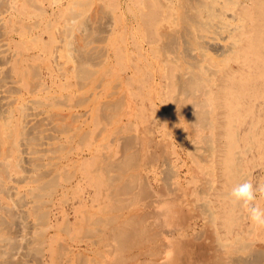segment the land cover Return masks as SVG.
<instances>
[{
  "label": "bare ground",
  "instance_id": "bare-ground-1",
  "mask_svg": "<svg viewBox=\"0 0 264 264\" xmlns=\"http://www.w3.org/2000/svg\"><path fill=\"white\" fill-rule=\"evenodd\" d=\"M84 2L85 0H0V264H51V246L54 242L52 230L55 229L54 226H56L58 222L55 223L56 218L53 217L54 207L58 204H55L53 201L54 196L52 197V195L54 191L57 190V187H61L58 202H60V204L64 203L63 197L66 195V192L69 191V188L67 183L64 185L63 182H70V177H72L67 170H72V172L73 170H80V176L74 182L76 187L75 191L92 192V196L89 195L91 196V203L86 205L87 207L83 209V217L81 215L82 219L87 222V227L84 224L86 228L90 229V225L95 226V223L100 222L101 214L108 209L112 203L113 195H115V193H112L115 192L112 186H116V182H114L116 175H118L116 170L121 169L122 171L123 168L119 166L120 164H118V166L116 165L115 159H112L111 162L109 161L111 165L108 168L95 166L97 162L100 163V161H98L99 158L105 155L101 153V150H103L101 147L102 138L99 144L87 147L86 149L78 148L70 152V147L66 150L75 143L74 141L77 137L85 140L86 138L84 136H86V133L88 131L92 132V128L98 127L101 124L99 114H101L100 111L102 110L100 109L104 107V101L108 100V98L106 100L102 99L101 96L103 91V78L101 79L98 77L101 80H96L91 86L89 83L86 84L88 86H83V83L82 86L84 88L86 87L85 89L79 84L81 81H79L80 76H84L83 78L88 76L80 75L82 73H79V70L80 72L83 70V74L87 71L85 68L84 71L82 67H86L83 65L85 63V55H87L86 58L89 57L86 51H84L89 43L86 38V35H88L86 33L89 29L86 25L88 21L86 23L84 19L85 16L88 17V14L84 15L83 12H86V10L83 9L87 8L86 5H90L93 0L90 3ZM146 2L149 8V14H152L151 19L146 21L159 30V33L156 31V34L149 37L150 39L148 41V44L151 47L157 48L159 53L154 58L153 64L155 66L151 72L152 79L149 84L152 89V94L149 98V103L157 109L163 107L169 109L165 118V125L167 128L170 127L171 122L176 121H182V123L187 121L188 123L190 122L189 124H191V122L192 124L197 123V125L199 124L200 126L201 122L199 123V121L203 120L201 126L204 125L205 122L207 124L209 121H204L207 118L206 111L209 112V108L213 107L214 121L217 124L212 126L211 132L216 133L217 129H222L225 131L226 138L228 139L226 150L224 148L219 149V154L223 155L218 160L222 167L221 169L224 170L226 190H222L218 195L215 194V196L227 199L230 208L235 206L239 207V205H234L232 203V198L229 195L232 187L241 183L243 179L241 178L239 172L240 168L238 167L239 165L235 163V156L233 154L237 136V128L235 129V126H244L245 132L251 136V139L255 143L253 153H258V156L262 159L264 158V0H147ZM97 6L98 5H96V7ZM80 9H82V11ZM88 10H90V8ZM87 13H89V11ZM74 20H81L80 23L78 22L79 27L77 30L71 27V24L75 22ZM109 23L105 24V28L108 32H111L112 29L110 28L112 27ZM74 29L76 30L75 37H73ZM55 38H58V42H56ZM83 52L85 54L84 56H82ZM95 57L92 55V58ZM88 59L91 58L89 57ZM142 60L143 59L140 57L131 68L132 76L135 78L134 80H138ZM86 62H88L87 59ZM100 63L101 62H99L98 65ZM87 64H89V62ZM37 65H43L45 67V72H42L39 74V77L36 78L38 68L36 69L35 66L37 67ZM91 65L96 67L97 62ZM88 66L91 67L90 65ZM99 68H101V66ZM34 72L36 73L34 74ZM93 72L95 73V71ZM93 72H91V74H93ZM86 78L82 79V81L87 80ZM92 80L94 79L92 78ZM78 94H83L84 97L80 98V100L79 98L75 99V96ZM110 97L109 95V98ZM118 98L113 99L117 100ZM120 98L122 99V97ZM110 101L111 100H109V102ZM122 104L120 103L119 107ZM111 107L109 108L111 109ZM182 110H187L188 112ZM111 111L113 112V108ZM193 113L196 114L195 120H193V116L195 115ZM195 121L197 122L195 123ZM130 122L131 121H129V124H131ZM233 123H235L234 126H232ZM110 124L111 122L109 121V126ZM121 124L123 123H120V125ZM192 124L190 126H192ZM101 125H103V122ZM199 126L197 127L198 129ZM117 128L116 125H114L111 133L116 134L118 131ZM201 128H203V126ZM105 129L102 131H106ZM120 129L121 128H119V131ZM128 130L131 132L130 128ZM182 130L183 132L186 131H184V129ZM127 131L125 132L124 130L123 133H127ZM192 131H195V129ZM192 131L190 129V132ZM118 134L115 138H118ZM166 134L169 135L168 133ZM190 134H194V132ZM96 135L99 134L96 133ZM151 135H153L152 131ZM204 136L201 137L203 138ZM95 137L96 136H94V138ZM126 137L125 139H127ZM153 137L154 135L152 138ZM96 138H98V136ZM109 138L110 137L107 138L108 141L110 140ZM115 138L113 141L110 140V142L112 141L111 145L116 142ZM192 138L193 137H191V139ZM208 139L205 140L209 141L211 145V137ZM98 140L99 139L96 141ZM87 141L89 140L87 139ZM83 142L81 141V143ZM156 142H154V144ZM169 142L170 141H168V145ZM201 143L203 145V142ZM192 145L193 144H191V146ZM194 146L191 148L189 147V149H193ZM206 149L207 148L203 151L205 152ZM163 152H165V150ZM209 153L210 152L207 154L210 157L212 154L210 153V155ZM110 154L111 157H115V147ZM108 157L111 159L109 155ZM105 158H107V156ZM166 160L170 159L166 158ZM201 162L203 161L201 160ZM155 166L157 165H154V167ZM118 167L120 168L118 169ZM261 170L264 173V166ZM164 171H166V168ZM199 172L195 171L192 175L198 178ZM123 174L120 176L127 179L126 177L128 176ZM205 174L207 173L205 172ZM134 179L132 178V180ZM110 181L112 184L113 182L115 183L112 186L110 185L112 187H110L112 189L110 190L111 192L102 193V191L106 189L103 187L104 183ZM208 182L210 183V181ZM208 182L206 181V183ZM132 184L134 183L130 185ZM200 186L203 187L202 185ZM122 188H120V191ZM188 189L191 190L190 188ZM201 189H204V187ZM116 190H118V188H116ZM123 190L125 191V189ZM193 191H195V189H193ZM132 192L134 191L132 190ZM74 193L76 194V192ZM168 195L174 196V192L171 190ZM78 198L79 201L76 214L79 219V209L83 208L82 206L84 205L85 199L82 193ZM183 198H185V196H183ZM69 199L70 198L66 200ZM72 200L73 198H71V201ZM114 201L117 202L116 200ZM179 201L176 197L166 199L156 198L153 200V203H151V206H154V212L156 211V213L164 215V217L171 222H177L180 219L184 220L186 217L183 211L184 208L181 206L182 203ZM190 201H192V199ZM256 202L262 208L264 196L260 199L258 197ZM191 204H189V206ZM132 207L134 208V206ZM111 208L114 207L111 206ZM64 210H61L62 213ZM199 211L203 214L205 213L202 210ZM211 211L213 212V210ZM194 213H196V211ZM202 213L199 212V214ZM64 214L67 215L66 213ZM113 214H115V212ZM187 214L190 215L189 213ZM214 215L212 213V216ZM212 216H208V218L210 217L209 219H211ZM84 221L83 223H85ZM207 222H205V225L209 227V224H206ZM67 223L70 224L69 222ZM59 226L60 225H58V227ZM84 226L82 225L83 229ZM242 226V223L234 218L233 226L225 227L222 237L228 239L230 235H238L239 232H241L239 229H241ZM66 227L68 226L65 225L60 229L63 231V228ZM252 227L253 225L250 228ZM178 230L180 231V229ZM66 231L69 232V230ZM72 231L74 232V230ZM60 233L62 232L60 231ZM247 235L248 234H246V236ZM258 235L256 240L261 241V245L264 246V228L261 229V233ZM181 236L182 235L168 236L164 240L162 249L159 253V261L161 264H252L253 259H256L254 256L259 255L261 249L264 252L263 246L259 249V253L256 251L254 253L253 248L248 246L249 243L245 245L246 247H242L241 242V244H238L239 248L241 245V248H236L238 251L232 249L221 251V249L223 250L227 246L225 247L224 243L219 242L220 235H218L219 238L217 237L219 239L217 240L219 247H216V249H212L211 247V250L199 252L194 250L195 248L193 249V247H186L189 241L186 240L184 242L182 239L184 237ZM239 240L241 241L242 238H239ZM102 242L104 243V240ZM251 242L254 243L255 241L251 240ZM97 243L99 244L100 242H96V244ZM86 244L89 249L95 246L94 243L88 241ZM65 246L67 247V244ZM98 246L101 245H97V247ZM57 247L60 246L57 244ZM103 250H105V247H103ZM240 250H242V253H239ZM100 252L98 254H100ZM119 253L120 252L117 254L118 256L120 255ZM58 257L61 258L60 256ZM75 257L72 260L70 259L71 262L80 263L81 260L79 259H81V257ZM120 257L122 259V256ZM120 257L119 260L122 263ZM68 259L69 258H67V260ZM84 259L86 261V258ZM84 259H82L83 262H85ZM123 259L125 260V258ZM63 260L61 258V261ZM68 262L69 261H67V263ZM86 263H88V260ZM258 264H260L259 260Z\"/></svg>",
  "mask_w": 264,
  "mask_h": 264
},
{
  "label": "rangeland",
  "instance_id": "rangeland-1",
  "mask_svg": "<svg viewBox=\"0 0 264 264\" xmlns=\"http://www.w3.org/2000/svg\"><path fill=\"white\" fill-rule=\"evenodd\" d=\"M91 1L85 0V2H87V3L88 2L90 3ZM102 1L101 0H93V2H91L90 5H86L87 8L83 9V10H86V12H83L84 15L88 14V17L85 16L84 19L86 20L85 21L86 23L88 21V23L86 25H87V27H89V29L87 30L88 32L86 34H88V35H86V38H87V41H89V43H90V44L88 43V47H85L84 51H86V54H88L92 60L88 59L89 57L86 58L87 55H85L83 52L82 56L85 55V57H84L85 63L83 65L86 66L87 68L86 67H82V68L83 69L85 68L87 71H85V69H84L85 72L83 74V70L81 69L82 72H80V70H79V73H82L80 75H88V76H86L87 78L85 77L88 81L87 80L82 81V79H85V78H83L84 76L83 77L80 76L79 81L80 80L81 81L79 82V84L81 85V87L85 86L88 83L91 86V85H93V83L96 80H101L103 78V80H104V81L102 80L103 91H102L101 96H102V99H104V100H106L108 98V100H106V101L103 100L104 101V103H103L104 107H102L103 109L102 108L100 109L102 111H100L101 114H99V116H100L99 119H101V124L103 122V125L100 124L98 127L92 128L93 129L92 132L88 131L86 133V136H84L86 138L85 140L83 138L77 137L78 139L76 138V140L74 141L75 143H73L72 146H69V147L67 146L68 148L66 147L67 148L66 150H68L70 147H71L70 152H73V151L77 150L78 148H85L86 149L87 147L97 145V144H99V142L102 141L101 147L103 150H101V153L105 154V155H103L104 157L101 156L99 158L98 161H100V163L97 162L96 163L97 165L95 164V166H97V167L101 166L103 168H105V167L108 168L111 165V164H109V161L111 162L112 159L113 160L115 159L116 165L118 166V164H120L119 166L121 168H123L122 169L123 172L121 171V169L116 170V172H118L117 174L119 175L118 176L115 173L116 177H115L114 182H116V186H114L113 184H115V183L113 182V184H112L111 181L108 183L107 182L104 183L103 187L106 189H104L102 191V193L103 192L104 193H106V192L110 193L111 192L110 190L113 189V190H115V192H112V193H115V195H113L114 197L112 198V203L110 204L108 209H106L105 212H103L101 214L100 222L95 223V226L90 225V229H93L94 227H96L93 229L94 230L93 231V230H90L89 228H86L88 226L87 222L82 219L83 209H85V207H87L86 205H89L91 203L90 198L92 196V192L87 191V193H86V192H82V191L78 192L77 190L75 191L76 187H75L74 182L80 176V173H79L80 170H78V171L73 170L74 173L72 172V170H69L70 172L67 170V172L70 173L69 175L72 177H70L71 178L70 182H66V181L63 182L64 185L67 183V186L69 188V191H67L66 195L63 197L64 203L60 204V202H58V198L60 197L59 194L61 193V189H60L61 187H57L56 188L57 190L55 189L56 191H54V193L52 195V197L54 196V198H55V200L53 198V201L55 202L56 205L58 204L57 206L54 207V210H53L54 211L53 217L56 218V220L54 219L55 223L57 221L58 222L56 223L57 225L55 224L56 226H54L55 229L52 230L54 242L52 243V246H51V248H52L51 249V256H52L51 257V264H57V262H58V264H76L77 262L76 263L71 262V260L75 256H77L75 258H78V256L81 257V259H79V260H81V262L77 263V264H85L87 260H88V263H86V264H114L115 262H116L115 264H123V262H124V264H161L159 261V253L162 249V244L168 236H173V235H182L181 237H184V238H182L184 242L186 240L189 241L186 244V247H193V249L195 248L194 250H197L199 252H204L205 250L206 251L211 250V247H212V249H216V247H219L217 240L220 239L221 241L219 240V242L224 243L225 247L227 246L223 250L221 249V251H225L227 249H230V250L232 249V250L238 251V249H236V248H239L238 244L242 243L241 244L242 247L243 246L246 247L245 245H247L249 243L248 246H251V248H253L254 253H255V251L257 253H259V251H260L259 249H261L263 245H261V243H260L261 241L256 240V238H257V236H259L258 234L261 233L262 228H256L254 226L252 227L253 229L250 228L252 226V224L249 222L248 217H247V213L245 215V212L241 206H239V207L235 206L233 208H230L227 199H225L223 197H216L215 196V194L218 195L219 192H221L222 190L223 191L226 190V184H225L226 179L224 177L225 176L224 170L221 169L222 167L219 164L218 160L223 155V154H219V149L224 148L226 150V148L228 146V139L226 138L227 136L225 134V131H223L222 129H217L216 133L211 132L212 126L217 124L214 121L213 107L209 108V112L206 111L207 118L204 121L207 120V122L209 121V123L206 124V122H205V124H204L205 126L202 125L203 128H201L202 127L201 123L203 124V122H202L203 120L199 121V123L201 122L200 123L201 127L199 126V124L197 125V123H196L197 121H195L196 124H194V123L192 124V122H191L192 126H190L191 125V124H189L190 122L188 123L187 121H185L184 123H182V121H176V122H171L170 127L167 128L165 125L166 124L165 118H166V115H167L169 109H166L165 107H163L161 109H157L154 106H151L149 103V98L152 94V89H151L150 84H149L151 79H152L151 72L153 71V67L155 66L153 64L154 58L159 53H158L157 48L151 47L148 44L149 43L148 41L150 39L149 37L154 36L156 34V31L159 33V30H157L155 26L150 25L149 22L146 21V20H150L151 16H152V14H149V8H148L147 2H146L147 0H142V1L141 0H102ZM92 3H94V4H92ZM96 5H98L99 7L98 6L96 7ZM156 5H157V3H156ZM89 8H90V10H88ZM80 10L82 11V9H80ZM88 11H89V13H87ZM73 17H74V14H73ZM87 18H88V20H87ZM74 21H73L74 23L72 22L73 24H71V27H73L77 30L79 27L78 24L80 23L81 20L80 21L74 20ZM146 22H148V23H146ZM106 23L111 24V27H112V28H110V29H112L111 32H108L107 29L105 28ZM75 24H77L78 26ZM75 29L73 31V33H74L73 37L76 36V34H75L76 30ZM55 40H56V42H58V38H55ZM92 55H94V57L96 56L97 58L96 57L92 58ZM160 55H161V52H160ZM138 57L139 58L141 57V59H143L141 61L142 66H141V69L139 71L138 80H134L135 78L132 76L131 68L135 64V61L139 60ZM86 59L89 62V64H87L88 62H86ZM90 61H91V64L97 62L96 67L91 65ZM99 62H101V63L98 65ZM88 65H90L91 67H89ZM100 66H101V68H99ZM40 67H42V68H40ZM93 67L96 70H94ZM35 68L36 69L38 68L37 69L38 73L34 72V74L36 73V75H37V76L35 75L36 78L39 77V74H41L42 72H45V67L43 65H37V67L35 66ZM39 70H41V71H39ZM93 71H95V73ZM91 72H93L94 75L91 74ZM121 75H122V77H121ZM141 75H143V76H141ZM91 77L94 80H92ZM98 77H100L101 79ZM128 79H130V80H128ZM117 81L119 84L117 83ZM136 81H138V82H136ZM81 82H82V84H81ZM83 83H84V85H83ZM110 84H112V85L115 84L114 85L115 88H114V86H112ZM86 86H88V85H86ZM126 87H127V89H126ZM85 88L83 87V89H85ZM120 91H121V93H120ZM125 92H126V94H125ZM123 94L125 95V97ZM109 95L111 96L110 98H109ZM121 95H123V96H121ZM79 96H81V97H79ZM105 96H107V97H105ZM82 97H84L83 94H78L77 96H75V99L79 98V100H80V98H82ZM118 97L119 98L122 97V99L121 98L119 99ZM113 98H118V99L116 100ZM109 100H111V101L109 102ZM121 101L123 102V104ZM127 101H128V103H127ZM120 103L122 105L119 107ZM126 103H127V105H126ZM106 107H107V109H106ZM109 107H111V109ZM112 108H113V112L111 111ZM105 110L106 111L108 110L107 113ZM198 110H200V109H198ZM182 111L188 112L187 110H182ZM109 112H110L111 117L109 116ZM107 114H108V117H107ZM193 114H195V113H193ZM151 115L154 116L155 118L152 117ZM122 116H123V118H122ZM124 116H126V117H124ZM195 116H196V114L193 116V120H195L194 119V118H196ZM112 117L114 118V121H113ZM116 119H118V120H116ZM104 120H106V121H104ZM109 121L111 122L110 126H109ZM129 121H131L130 122L131 124H129ZM107 122H108V124H107ZM178 122H181V123H178ZM120 123H123V124L120 125ZM132 123H133V125H132ZM104 124H106V125H104ZM180 124H183V125H180ZM188 124H189V126H188ZM114 125H116V128L118 127L117 128L118 131L116 134L111 133V130L113 129ZM234 125H235V123H233L232 126H234ZM198 126H199V129L197 128ZM100 128H101V132H100ZM107 128H108V130H107ZM119 128H121L120 131H119ZM129 128H130L131 132H129V130H128ZM192 128L195 129V131H192L193 130ZM236 128H237V136H236L235 148L233 150V154L235 156V163L239 165L238 167L240 168L239 172L241 174V178H243L245 180H251L254 185H264V173L261 170V168L264 166V158L262 159L260 156H258V153H255V154L253 153V149H255L254 148L255 143L251 139V136L245 132L244 126H235V129ZM104 129L107 132L102 131ZM134 129H135V131H134ZM167 129L169 132L167 131ZM182 129H184V131L185 130L186 131L183 132ZM190 129L192 132H194V134H190V133H192V132H190ZM124 130H125V132L127 131V133H123ZM151 131H152V134L154 135L153 138H152L153 135H151ZM95 132L98 133L99 135H96ZM166 133H168L169 135H167ZM117 134H118L119 140H118V138H115V137H117ZM176 134H178V135H176ZM109 135H111V136H109ZM243 135H244V137H243ZM94 136H96V137L98 136V138L95 137L96 138L95 139ZM119 136H122V137H119ZM178 136H179V138L180 137H183V138L179 139ZM201 136H204V137L202 138ZM209 136L211 137V139H210L211 145L209 144V141L205 140V139L210 138ZM108 137H110L109 139L112 141L115 138L116 142L111 145L112 141L111 142H110V140L108 141L107 140ZM125 137L127 139H125ZM162 137H163V139H162ZM191 137H193L194 139L192 138L193 139L192 140ZM122 138L125 140H123ZM87 139L89 141H87ZM97 139H99V140L96 141ZM100 139H101V141H100ZM83 140H84V142H83ZM174 140H175V142H174ZM77 141H78V143H77ZM81 141L83 143H81ZM168 141H170L169 142V145L171 144L170 146L168 145ZM206 141H207V143H206ZM154 142H156V143L154 144ZM201 142H203V145H205V146H203ZM186 143H188V144H186ZM204 143H206L207 145ZM191 144H193L192 146L195 145L193 147V149H189ZM200 144H201V146H200ZM211 146H212V148H211ZM114 147L116 148V155H115V157H111L110 153ZM147 147H149V148H147ZM205 148H207L206 151L210 152L212 155L210 153L209 154L213 157H211V156L209 157V155L207 154L208 152L203 151V150H205ZM143 149H144V151H143ZM164 150H165V152H163ZM198 153H201L202 155L198 154ZM106 154H108L111 157V159ZM141 154H142V156H141ZM159 155H160V157H159ZM200 155H201V157H200ZM106 156H107V158H105ZM169 156H171V157H169ZM202 156H204V157H202ZM166 158L170 159V160H166ZM103 159H105V160H103ZM152 159H153V161H152ZM201 160L203 162H201ZM182 161H184V162H182ZM210 162H212V163H210ZM98 163H99V165H98ZM149 163H151L152 165ZM173 163H176V164H173ZM184 164L187 166H185ZM154 165H157V166L154 167ZM167 165L169 167L170 166L171 167L169 168ZM174 165H175V167H174ZM208 166H210V167H208ZM120 167H118V169ZM185 167H187V168H185ZM165 168H166V171H164ZM193 168H194V170H193ZM198 168H199V170H198ZM186 169H188V170H186ZM207 169H209V170H207ZM192 171L193 172H195V171L199 172L200 171L199 177L198 178L194 177L192 175L193 174ZM146 172L148 173V175ZM171 172L173 175L171 174ZM205 172L207 174H205ZM212 172H213V174H212ZM122 174L128 176V177H126L127 179H125L123 176L121 177L120 175H122ZM175 174H176V176H175ZM202 175H204V176H202ZM132 178L133 179L137 178L136 182H135V179L132 180ZM179 179H181V180H179ZM243 179L241 180L242 182L245 181ZM131 180H132V182H131ZM154 180H156V181H154ZM123 181H125V182H123ZM199 181H201V182H199ZM206 181L207 182L210 181V183L209 182L206 183ZM167 182H169V183H167ZM121 183H122V185H121ZM131 183H134V184L130 185ZM141 183H142V185H141ZM157 183H158V185H157ZM110 185L111 186L113 185L112 187H114V188H112ZM200 185H202L204 187V189H201L203 187H201ZM122 186H123V188H122ZM124 186H125V188H124ZM144 186H145V188H144ZM70 187H72V188H70ZM139 187H140V189H139ZM180 187L182 188V192H181ZM116 188H118L119 191L116 190ZM120 188H122L121 191H120ZM170 188H172V189H170ZM188 188H190L191 190H189ZM205 188H207V189H205ZM107 189H109V190H107ZM123 189H125V191ZM131 189L134 192H132ZM158 189H159V191H158ZM193 189H195V191H193ZM200 189H201V191H200ZM208 189H210V190H208ZM171 190L174 192V196L168 195L169 191H171ZM74 192H76V194ZM81 193H82V196L84 197L85 201H84V205L82 206L83 208L79 209L80 214H79V219H78V215L76 214V211H77L78 201H79L78 197H80ZM118 194L121 198L118 196ZM129 194H131V195H129ZM89 195H91V196H89ZM183 196H185V198H183ZM190 196H191V198H190ZM102 197H104V196H102ZM173 197H176L178 199V201L180 200L179 202L182 203L181 206H182V208H184L183 211L186 214V217L184 220L180 219L177 222L176 221L171 222V221L167 220V218L164 217V215L156 213V211L154 212V210H155L154 206H151L152 205L151 203H153V200H155L156 198L166 199V198H173ZM258 197H259V199L263 198V196L259 195V194L257 195V198ZM65 198L66 199L70 198V199L66 200ZM71 198H73V200H72L73 202L71 201ZM150 199H152V200H150ZM191 199H192V201H190ZM206 199L208 202L206 201ZM114 200H116L117 202H115ZM148 200H150V201H148ZM113 202H115V203H113ZM146 202L150 203V204H147ZM210 202H211V204H210ZM199 203H200V205H199ZM189 204H191L192 206L191 205L189 206ZM66 206H68V207H66ZM111 206L114 208H111ZM132 206H134V208ZM262 206H263L262 208H264L263 203H262ZM198 207H200V208H198ZM68 208L70 209V211ZM122 209H124V210H122ZM215 209H217V210H215ZM61 210H64L63 213ZM107 210H110V211H107ZM112 210L115 212V214H113L114 212ZM194 210L196 211V213H194L195 212ZM199 210H202L205 213L203 214ZM211 210H213V212ZM227 210H230V211H227ZM197 212H198V214H197ZM199 212L202 213L203 216H202V214H199ZM64 213H66L67 215H65ZM187 213H189L190 215H188ZM212 213H213V215L214 214L215 215L212 216ZM81 215H82V217H81ZM62 216L65 218H63ZM208 216H212L211 219H209L210 217L208 218ZM215 217H218V218H215ZM212 218H213V220H212ZM234 218L236 220H239V222L242 223L243 226L241 227V229H239V230H241L242 233L239 232L238 235H240V236L230 235V237L228 239L227 238L225 239L224 237H222L223 236L222 233H223L225 227L233 226ZM74 219H75V221L76 220L77 221L75 222ZM60 220H62L63 223L65 221L64 225H63L62 221H60ZM83 221L85 223H83ZM211 221L212 222L214 221V222L212 223ZM67 222H69L70 224H68ZM72 222H73V225H72ZM205 222H207L206 224H209V227L207 225H205ZM220 222H222V223H220ZM84 224L86 227L84 226ZM212 224L213 225L215 224L214 227L215 226L216 227L214 228ZM58 225H60V226L58 227ZM65 225L68 227H66L67 229L63 228V231H65V232H63L61 229ZM82 225L84 226V229L82 228ZM71 226H73L74 228ZM77 226H78V228H77ZM71 229L74 230V232ZM178 229H180V231ZM66 230H69V232ZM60 231L62 233H60ZM210 231H212L213 233ZM66 232H68V233H66ZM214 232H215V234H214ZM249 232H251V233H249ZM245 233L248 234L249 236L248 235L246 236ZM217 234L220 235V238ZM61 235H62V238H61ZM184 235H186V236H184ZM235 236H236V238H235ZM59 237L61 240L59 239ZM221 237H222V239H221ZM237 237H239L240 239L242 238V240L240 241L239 238H237ZM101 239L104 240V243L102 242L103 240H101ZM80 240H81V242H80ZM94 240H95V242H94ZM251 240L252 241L254 240L255 242L253 243V242H251ZM87 241L90 243H94L95 246L93 244L94 247L89 249V247L86 244ZM96 242H100V243L96 244ZM236 242H238V243H236ZM212 243H213V245H212ZM214 243H216V244H214ZM57 244L60 247H57ZM66 244H67V247L65 246ZM251 244H253V245H251ZM97 245H101V246L97 247ZM106 245H108V246H106ZM113 245H114V248L112 249ZM241 245H240V248H241ZM55 247H57V248H55ZM103 247H105V250H103ZM68 249H70L71 251ZM98 250H100V251L102 250V251L100 252ZM53 252H55V253H53ZM64 252L66 255L64 254ZM99 252H100V254H98ZM118 252H120L119 256L117 255ZM80 253H81V255H80ZM239 253H242V250H240ZM263 253L264 252L261 249L259 255H257L259 257L254 256V257H256V259H253L252 264L253 263L258 264V260H259L260 264H264V257H263L264 254ZM55 255H57V256H55ZM58 256H60L62 258V260L63 259H65V260L61 261V258H59ZM120 256H122V259L125 258V260L123 259L124 260L123 261ZM260 256L263 258H261ZM119 257H120L122 263L120 262ZM57 258H58V260H57ZM67 258H69V259L67 260ZM84 258H86V261ZM82 259H84L85 262H83ZM67 261H69V262L67 263Z\"/></svg>",
  "mask_w": 264,
  "mask_h": 264
},
{
  "label": "clouds",
  "instance_id": "clouds-1",
  "mask_svg": "<svg viewBox=\"0 0 264 264\" xmlns=\"http://www.w3.org/2000/svg\"><path fill=\"white\" fill-rule=\"evenodd\" d=\"M264 196V185H254L251 180L234 185L230 191L232 203L247 213L249 222L256 228H264V208L256 202L257 195Z\"/></svg>",
  "mask_w": 264,
  "mask_h": 264
}]
</instances>
